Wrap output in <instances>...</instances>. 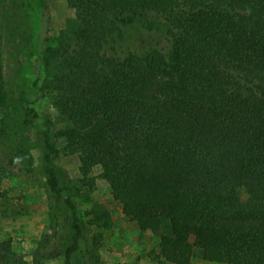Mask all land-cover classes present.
Segmentation results:
<instances>
[{
	"label": "trees",
	"instance_id": "trees-1",
	"mask_svg": "<svg viewBox=\"0 0 264 264\" xmlns=\"http://www.w3.org/2000/svg\"><path fill=\"white\" fill-rule=\"evenodd\" d=\"M67 2L75 15L47 35L35 82L62 127L23 98L26 122H38V175L60 216L32 264H93L102 236L90 241L77 185L56 161L58 135L66 154L87 152L123 214L176 264H192L198 250L207 261L264 264V0ZM138 23L150 39L126 45ZM5 82L2 65L1 93ZM76 182L90 197L95 177ZM97 218L111 224L106 210ZM0 264H22L9 238Z\"/></svg>",
	"mask_w": 264,
	"mask_h": 264
},
{
	"label": "rangeland",
	"instance_id": "rangeland-1",
	"mask_svg": "<svg viewBox=\"0 0 264 264\" xmlns=\"http://www.w3.org/2000/svg\"><path fill=\"white\" fill-rule=\"evenodd\" d=\"M30 3L35 6L32 11ZM74 15L67 0H27L25 4L18 0L14 9L8 0H0V30L4 35L0 68L3 65L6 81L3 93L0 90V239L13 241L22 264H32V251L39 238L46 231L53 232V225L60 218L38 175L40 153L35 141L38 122L31 117L26 122L23 98L41 113L50 111L56 128L62 127L52 94L41 96L35 82L40 78L41 83L45 75L47 35L55 39ZM31 23L36 25L33 37L28 33ZM149 33L138 23L129 28L125 44L133 43L141 34L150 39ZM57 139L60 152L56 161L77 185L74 190L79 194L75 199L89 227L90 241L102 233L93 264H176L174 257L163 255L156 237L140 230L136 222L123 214L121 203L113 197L106 180L99 177L100 168L90 164L87 152L66 154L65 139L60 135ZM83 177H95L88 198L83 194L87 186L76 182ZM105 210L110 215L108 227L102 226V220L97 218ZM45 264L64 263L62 257H56ZM192 264L224 263L207 261L198 250Z\"/></svg>",
	"mask_w": 264,
	"mask_h": 264
}]
</instances>
